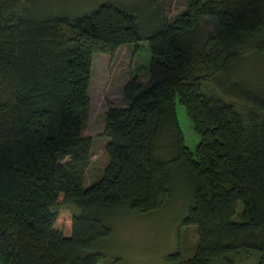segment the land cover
<instances>
[{
	"label": "trees",
	"instance_id": "16d2710c",
	"mask_svg": "<svg viewBox=\"0 0 264 264\" xmlns=\"http://www.w3.org/2000/svg\"><path fill=\"white\" fill-rule=\"evenodd\" d=\"M35 2L0 0V264H97L105 215L159 208L171 165L189 189L180 225L196 239L167 264H264V88L233 68L264 53V0H184L171 17L149 0L151 28L125 0L73 16ZM140 42L146 77L130 72L124 105L101 113L106 162L84 186L91 57ZM175 103L198 136L192 151Z\"/></svg>",
	"mask_w": 264,
	"mask_h": 264
},
{
	"label": "rangeland",
	"instance_id": "374dc122",
	"mask_svg": "<svg viewBox=\"0 0 264 264\" xmlns=\"http://www.w3.org/2000/svg\"><path fill=\"white\" fill-rule=\"evenodd\" d=\"M125 1L136 10V21L140 22L139 25L151 28L149 0ZM160 1L164 10L163 14L167 17L175 15L184 2V0ZM98 2L101 0H36L35 5L43 13H64L73 16L78 15L79 12H86ZM110 2L113 3V1ZM148 63L149 50L142 42L137 47L119 45L110 55L106 53L92 55L86 89L88 103L83 113L81 129L82 135L90 138L89 162L85 168L84 186L100 175L106 162L103 150L106 138L101 135L103 127L101 113L107 106L124 105L120 92L122 84L130 72L139 75V80H144ZM233 68L253 88H264V53L248 54L236 62ZM174 113L182 144L192 151L198 136L178 103L174 104ZM162 134L166 136V133ZM161 145H166L167 151L173 150L170 142L166 141ZM169 174L170 194L155 211L114 209L105 215L109 234L99 244L98 249L103 257L97 264H167L165 256L169 253L178 251L182 257L192 253L196 239L194 226L180 225V218L189 204V189L185 174L181 165H171ZM233 259L243 263L241 258ZM250 261L246 260L244 264Z\"/></svg>",
	"mask_w": 264,
	"mask_h": 264
}]
</instances>
